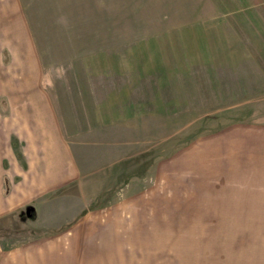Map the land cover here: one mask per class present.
Returning a JSON list of instances; mask_svg holds the SVG:
<instances>
[{
    "label": "rangeland",
    "instance_id": "rangeland-1",
    "mask_svg": "<svg viewBox=\"0 0 264 264\" xmlns=\"http://www.w3.org/2000/svg\"><path fill=\"white\" fill-rule=\"evenodd\" d=\"M25 2L41 43L42 88L57 108L77 111L86 128L116 124L125 131L114 134L130 161L120 175L140 196L134 208H104L89 220L130 222L121 229L131 241L122 246L128 261L121 263L160 264L161 247L170 261L175 168L168 165L165 182L158 163L198 135L264 121V0ZM2 72L0 125H9L8 97L31 86L27 70ZM160 226L168 227L164 244ZM38 234L0 229L8 242Z\"/></svg>",
    "mask_w": 264,
    "mask_h": 264
},
{
    "label": "crops",
    "instance_id": "crops-1",
    "mask_svg": "<svg viewBox=\"0 0 264 264\" xmlns=\"http://www.w3.org/2000/svg\"><path fill=\"white\" fill-rule=\"evenodd\" d=\"M25 5L0 0V72L27 70L31 86L8 97L12 123L0 125V229L39 234L11 242L0 236V264H123L122 246L131 241L121 229L130 222L89 219L104 208H134L140 196L120 175L130 161L114 134L125 131L116 124L86 128L77 111L57 108L42 88L41 43ZM171 163L175 244L170 261L161 247L160 264H264V121L198 135L159 161L165 182Z\"/></svg>",
    "mask_w": 264,
    "mask_h": 264
},
{
    "label": "trees",
    "instance_id": "trees-1",
    "mask_svg": "<svg viewBox=\"0 0 264 264\" xmlns=\"http://www.w3.org/2000/svg\"><path fill=\"white\" fill-rule=\"evenodd\" d=\"M31 209H33V208H30V207L29 208H26L25 212L23 211V213L26 215V212L27 211H30Z\"/></svg>",
    "mask_w": 264,
    "mask_h": 264
}]
</instances>
